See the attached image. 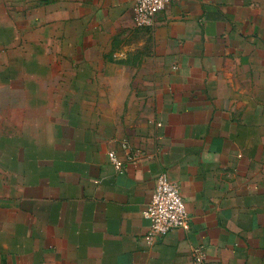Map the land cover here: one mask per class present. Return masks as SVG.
<instances>
[{
    "label": "crops",
    "instance_id": "obj_1",
    "mask_svg": "<svg viewBox=\"0 0 264 264\" xmlns=\"http://www.w3.org/2000/svg\"><path fill=\"white\" fill-rule=\"evenodd\" d=\"M162 172L191 223L150 243ZM198 248L264 264V0H172L151 27L134 0H0V264Z\"/></svg>",
    "mask_w": 264,
    "mask_h": 264
},
{
    "label": "built area",
    "instance_id": "obj_2",
    "mask_svg": "<svg viewBox=\"0 0 264 264\" xmlns=\"http://www.w3.org/2000/svg\"><path fill=\"white\" fill-rule=\"evenodd\" d=\"M172 0H134V23L137 27H151L155 23L156 14L163 11ZM129 149L128 159L138 160L142 151H130L128 142L123 143ZM109 158L117 171L124 169L123 161L115 151L109 152ZM145 217L150 221L147 239L150 243L168 234L176 228L189 229L191 217L178 184L170 180L167 172L158 175L156 186L150 202L144 210ZM194 264H207L206 252L198 248L194 255Z\"/></svg>",
    "mask_w": 264,
    "mask_h": 264
}]
</instances>
